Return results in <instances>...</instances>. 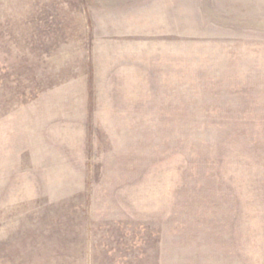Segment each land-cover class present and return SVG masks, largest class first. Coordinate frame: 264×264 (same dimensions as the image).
Returning <instances> with one entry per match:
<instances>
[{"label":"rangeland","instance_id":"374dc122","mask_svg":"<svg viewBox=\"0 0 264 264\" xmlns=\"http://www.w3.org/2000/svg\"><path fill=\"white\" fill-rule=\"evenodd\" d=\"M0 264H264V0H0Z\"/></svg>","mask_w":264,"mask_h":264}]
</instances>
